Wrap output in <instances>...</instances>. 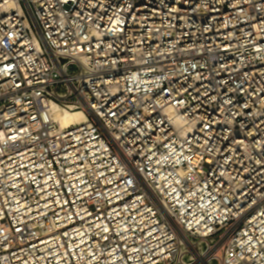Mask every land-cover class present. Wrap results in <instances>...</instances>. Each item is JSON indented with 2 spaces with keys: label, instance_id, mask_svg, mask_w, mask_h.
<instances>
[{
  "label": "built area",
  "instance_id": "2783aa9c",
  "mask_svg": "<svg viewBox=\"0 0 264 264\" xmlns=\"http://www.w3.org/2000/svg\"><path fill=\"white\" fill-rule=\"evenodd\" d=\"M0 264H264V0H0Z\"/></svg>",
  "mask_w": 264,
  "mask_h": 264
},
{
  "label": "bare ground",
  "instance_id": "6f19581e",
  "mask_svg": "<svg viewBox=\"0 0 264 264\" xmlns=\"http://www.w3.org/2000/svg\"><path fill=\"white\" fill-rule=\"evenodd\" d=\"M51 114L54 120H56V122L61 127L82 125L87 120V117L84 113L77 111L61 110L55 106L52 107Z\"/></svg>",
  "mask_w": 264,
  "mask_h": 264
}]
</instances>
